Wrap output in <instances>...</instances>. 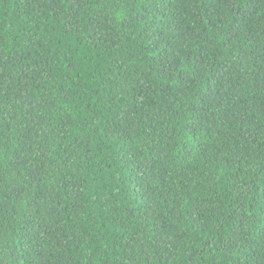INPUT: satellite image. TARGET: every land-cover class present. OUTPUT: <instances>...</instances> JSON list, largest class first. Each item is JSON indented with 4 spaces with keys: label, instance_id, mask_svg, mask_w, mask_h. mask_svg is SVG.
<instances>
[{
    "label": "trees",
    "instance_id": "16d2710c",
    "mask_svg": "<svg viewBox=\"0 0 264 264\" xmlns=\"http://www.w3.org/2000/svg\"><path fill=\"white\" fill-rule=\"evenodd\" d=\"M0 264H264V0H0Z\"/></svg>",
    "mask_w": 264,
    "mask_h": 264
}]
</instances>
